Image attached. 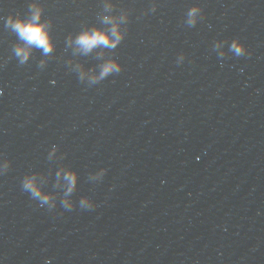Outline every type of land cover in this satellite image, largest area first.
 Returning <instances> with one entry per match:
<instances>
[{"label": "water", "instance_id": "water-1", "mask_svg": "<svg viewBox=\"0 0 264 264\" xmlns=\"http://www.w3.org/2000/svg\"><path fill=\"white\" fill-rule=\"evenodd\" d=\"M39 2L55 48L21 64L5 21L32 0H0V264H264V0ZM109 2L125 38L76 52ZM110 58L122 70L93 83Z\"/></svg>", "mask_w": 264, "mask_h": 264}, {"label": "clouds", "instance_id": "clouds-1", "mask_svg": "<svg viewBox=\"0 0 264 264\" xmlns=\"http://www.w3.org/2000/svg\"><path fill=\"white\" fill-rule=\"evenodd\" d=\"M116 6L112 3H105L104 15L101 17V23L107 25V28L97 27L92 25L91 27L85 26L81 31L76 34H69L67 36L68 45H74L76 52H82L87 54L97 47L114 49L125 38L127 27H123L125 22L129 18L127 11H121L119 14H111ZM156 5L153 4L152 10L155 11ZM43 5L39 0H32L29 5V15L27 17L21 16H9L5 21V27L10 28L18 37L22 44H17L14 47V53L19 58L21 64L28 61L31 55L33 47L41 49L44 56H48L54 51L55 44L51 35L52 23L50 20L43 18ZM202 9L199 5L192 6L187 12V23L194 25L200 18ZM220 44H217L219 47ZM231 50L237 56H242L247 53V49L243 43L238 39L234 40L231 44ZM41 66L45 63L41 62ZM80 67V66H78ZM123 66L116 59H108L102 66V70L99 76L92 77V82H96L99 79L104 78L109 73L120 72ZM83 78V74L81 75ZM56 146H53L52 151L55 152ZM9 161L4 160L0 163V168L7 169ZM104 169H101L97 175H103ZM63 176L64 181L67 184V192L71 193L76 187L78 175L72 170H65L61 168L57 173V176ZM23 189L30 194V196L37 200L41 207L48 205L49 209L54 206L53 197L42 191L41 180L38 174L26 175L22 181ZM97 205L94 201L85 197L80 201V208L93 209ZM63 207L65 209H72L73 204L65 199L63 201ZM45 264H49L46 260Z\"/></svg>", "mask_w": 264, "mask_h": 264}]
</instances>
